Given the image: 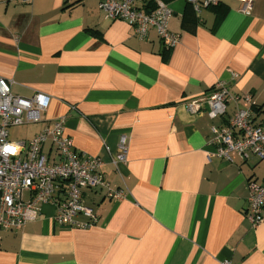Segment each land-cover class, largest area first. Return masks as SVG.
<instances>
[{
	"label": "crops",
	"instance_id": "1",
	"mask_svg": "<svg viewBox=\"0 0 264 264\" xmlns=\"http://www.w3.org/2000/svg\"><path fill=\"white\" fill-rule=\"evenodd\" d=\"M100 1L0 0V78L14 96L49 98L29 137L8 130L9 141L64 118L74 151L99 158L111 188L124 191L120 200L83 192L97 217L86 230L57 226L54 207L42 205L19 230L0 231V264H264V209L255 228L245 217L247 184L264 181V160L216 157L210 128L225 120L183 108L222 82L231 96L250 95L264 125V0L248 16L236 0L198 16L186 0H161L179 36L170 50L153 29L140 39L106 20ZM235 109L227 103V116ZM121 135L128 153L114 167ZM42 154L57 161L49 141Z\"/></svg>",
	"mask_w": 264,
	"mask_h": 264
},
{
	"label": "built area",
	"instance_id": "2",
	"mask_svg": "<svg viewBox=\"0 0 264 264\" xmlns=\"http://www.w3.org/2000/svg\"><path fill=\"white\" fill-rule=\"evenodd\" d=\"M31 0H24L29 2ZM149 0H101L99 8L104 18L123 21L134 34L144 39L153 29L166 50L179 43V36L168 29L172 11L161 0H153V10L143 8ZM240 12L249 15L253 0H236ZM136 3H141L137 7ZM195 15L203 8L215 6L216 0H186ZM49 98L36 94L30 98L14 96L9 82L0 78V231L19 230L35 220L44 204L54 207L53 222L63 228L86 230L93 227L97 217L83 200L85 190H101L111 200H120L124 191L114 190L101 172L102 162L97 157L78 154L64 131V118L52 121L40 133L27 141L11 142L8 130L41 122V114L48 107ZM233 102L235 111L227 116L226 105ZM246 108H238L239 103ZM249 94L231 96L222 82H217L203 97L187 100L183 108L191 114L205 112L210 120H225L210 128L208 144L215 147L214 155L231 161V155L241 159L252 156L264 160V125L256 123L249 107ZM50 142L57 154L56 162H49L42 147ZM128 141L119 137L117 154L111 163L116 167L126 161ZM245 217L255 228L263 223L264 181H249ZM26 195V196H25ZM220 264H229L223 261Z\"/></svg>",
	"mask_w": 264,
	"mask_h": 264
},
{
	"label": "rangeland",
	"instance_id": "3",
	"mask_svg": "<svg viewBox=\"0 0 264 264\" xmlns=\"http://www.w3.org/2000/svg\"><path fill=\"white\" fill-rule=\"evenodd\" d=\"M34 129H35L34 125L13 127L9 129V135L10 138L14 140H19L23 138L27 139L29 137V133H31Z\"/></svg>",
	"mask_w": 264,
	"mask_h": 264
},
{
	"label": "trees",
	"instance_id": "4",
	"mask_svg": "<svg viewBox=\"0 0 264 264\" xmlns=\"http://www.w3.org/2000/svg\"><path fill=\"white\" fill-rule=\"evenodd\" d=\"M153 0H149L147 1V5L145 6L146 9H149V10H153L154 9V6L152 4ZM214 10H216L217 12L223 14L224 13V9L221 10L220 6L216 5L215 7H213ZM259 111V110H257Z\"/></svg>",
	"mask_w": 264,
	"mask_h": 264
}]
</instances>
